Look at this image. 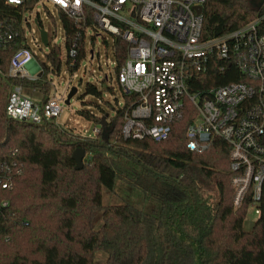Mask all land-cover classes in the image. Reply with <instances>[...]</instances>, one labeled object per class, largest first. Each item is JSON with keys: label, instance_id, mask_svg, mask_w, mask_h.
<instances>
[{"label": "trees", "instance_id": "obj_1", "mask_svg": "<svg viewBox=\"0 0 264 264\" xmlns=\"http://www.w3.org/2000/svg\"><path fill=\"white\" fill-rule=\"evenodd\" d=\"M12 12L0 5V18H10ZM203 13V38L223 35L257 18L264 33V0H206ZM60 16L69 49L77 29L67 15ZM23 40L22 32L0 48L3 72ZM127 46L124 38L114 37L117 73ZM46 56L59 71L60 46L54 45ZM84 57L80 41L77 62ZM220 65L200 74L202 79L190 89L243 80L234 63L224 70ZM77 67L68 66L71 72ZM12 84L39 88L44 101L51 88L45 71L35 80L0 73V160L22 164L12 187L0 191V198L8 200L0 215V264H98L97 252L106 255V264H264V183L260 213L246 231L250 202L240 208L233 205L229 144L215 138L202 153L187 148V128L196 118L191 103L186 102L183 118L160 141L121 135L132 99L127 94L113 115L79 109L78 115L99 125L105 118L106 126L90 137L55 121L36 124L9 118L6 105ZM87 92L102 96L93 83L87 84ZM77 148L85 151L82 169H76L72 157ZM117 179L155 204L149 210L128 202L105 204L102 191H113ZM98 212L102 223L96 227Z\"/></svg>", "mask_w": 264, "mask_h": 264}, {"label": "built area", "instance_id": "obj_2", "mask_svg": "<svg viewBox=\"0 0 264 264\" xmlns=\"http://www.w3.org/2000/svg\"><path fill=\"white\" fill-rule=\"evenodd\" d=\"M41 1L53 4L77 29L68 49V66L79 67V45L80 41L85 45L89 27L97 25L126 40V59L117 73L120 87L132 98L124 113V138L166 139L172 124L183 118L186 102L191 103L196 118L187 128V148L202 153L215 138L225 140L230 146L233 205L240 208L249 200V207L260 213L264 183L261 18L223 35L203 38L206 0H0V5L13 8L10 18H0V48L18 40L22 32L24 35L23 45L13 53L7 72L0 69L4 76L35 80L44 72L42 67L32 72L28 66L33 52L22 25L24 14ZM197 7L202 8L201 12ZM229 62L235 64L243 80L190 89V84L200 81V74L210 67L221 63L224 70ZM23 86L11 85L7 116L36 124L56 122L63 112L60 98L33 101L22 93ZM99 132L100 128H94L90 137ZM21 171L18 160H0V191L10 189L13 177ZM7 207L8 200L0 198V215Z\"/></svg>", "mask_w": 264, "mask_h": 264}, {"label": "rangeland", "instance_id": "obj_3", "mask_svg": "<svg viewBox=\"0 0 264 264\" xmlns=\"http://www.w3.org/2000/svg\"><path fill=\"white\" fill-rule=\"evenodd\" d=\"M260 1L262 0H258ZM22 25L27 44L33 52V59L28 64L30 70L33 72L42 67L51 86L49 96L60 98L59 103L63 107V112L56 119V123L71 127L76 133L93 136L94 128H100L99 123L78 115L77 111L87 109L97 115H103V111L113 115L114 108L123 106L126 101L115 69L114 36L97 25L89 27L85 37V57L81 60L78 69L71 72L67 65L68 49L64 23L53 4L45 1L38 2L32 10L24 14ZM41 29L49 34L48 46L42 42ZM54 45H59L61 48L59 71L53 70V64L46 56ZM45 67L48 68L45 69ZM88 83L97 85L102 91V96L88 93ZM72 87H77V92L70 103L66 104L65 99ZM22 93L33 101H41L43 98L42 91L35 87L23 86ZM102 199L105 204L128 202L145 210H149L155 204V201L152 198L147 199L141 190L131 189L119 179L116 180L113 191L103 189ZM95 218V226L99 227L102 223L101 213H96ZM257 218L258 214L250 206L244 220V229L251 231ZM96 261L98 264H106V255L97 252Z\"/></svg>", "mask_w": 264, "mask_h": 264}, {"label": "water", "instance_id": "obj_4", "mask_svg": "<svg viewBox=\"0 0 264 264\" xmlns=\"http://www.w3.org/2000/svg\"><path fill=\"white\" fill-rule=\"evenodd\" d=\"M256 3H258V0H255ZM202 8L201 7H197V11L201 12ZM41 37H42V42L48 46L49 45V36H48V32L44 29H41ZM93 53V51H92ZM77 92V87H72L65 99V103L69 104L71 98L73 97V95ZM106 126V121L105 118L102 119L101 123H100V127H104ZM73 159L76 162V169H82L84 167V158H85V151L82 148H77L72 155Z\"/></svg>", "mask_w": 264, "mask_h": 264}, {"label": "crops", "instance_id": "obj_5", "mask_svg": "<svg viewBox=\"0 0 264 264\" xmlns=\"http://www.w3.org/2000/svg\"><path fill=\"white\" fill-rule=\"evenodd\" d=\"M42 100H43V98H42Z\"/></svg>", "mask_w": 264, "mask_h": 264}]
</instances>
